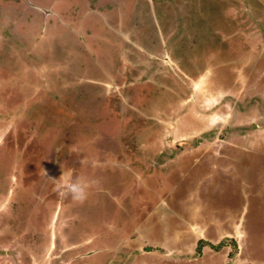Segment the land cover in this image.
Returning a JSON list of instances; mask_svg holds the SVG:
<instances>
[{
    "label": "rangeland",
    "instance_id": "obj_1",
    "mask_svg": "<svg viewBox=\"0 0 264 264\" xmlns=\"http://www.w3.org/2000/svg\"><path fill=\"white\" fill-rule=\"evenodd\" d=\"M25 1L0 0V264H264V0Z\"/></svg>",
    "mask_w": 264,
    "mask_h": 264
},
{
    "label": "clouds",
    "instance_id": "obj_2",
    "mask_svg": "<svg viewBox=\"0 0 264 264\" xmlns=\"http://www.w3.org/2000/svg\"><path fill=\"white\" fill-rule=\"evenodd\" d=\"M0 142H3V137L0 136ZM43 170V169H42ZM43 175L46 177L47 173L43 170ZM51 180L57 190L63 195L70 196L75 202H83L88 196V189L92 185V181H88L83 177H74L71 170L62 171L58 179Z\"/></svg>",
    "mask_w": 264,
    "mask_h": 264
},
{
    "label": "flooded vegetation",
    "instance_id": "obj_3",
    "mask_svg": "<svg viewBox=\"0 0 264 264\" xmlns=\"http://www.w3.org/2000/svg\"><path fill=\"white\" fill-rule=\"evenodd\" d=\"M22 1L24 2L25 0H22ZM25 2H26V1H25ZM146 7H147V11H146V15H145V16L148 17V18L150 19V16H151V8H152V7H150L148 3H147V6H146ZM89 11L92 12L91 9H89ZM115 12H116V11H115ZM120 13H121V12H120ZM153 13L155 14V12H153ZM155 18H156V17H155ZM118 19H119V18H118ZM79 20H80V19H79ZM109 28H110L111 31H113V34H111L113 38H116V40H117V38L119 39V38L122 37V34H118V35H117V30H114L113 27H112V28L109 27ZM108 30H109V29H108ZM115 31H116V32H115ZM129 32H130V31H129ZM124 33L127 34V32H124ZM120 35H121V36H120ZM113 38H112V39H113ZM146 38H147L149 41H153V40H155L156 38L158 39V36H157V37L154 36L152 39H150V38H148V37H146ZM158 40H159V39H158ZM147 45H148V44H147ZM149 49H152V48H149ZM133 83H134V86H135V85L139 84V81H134ZM181 144H183V143H181V142H180V143H176V144H175V148L178 147L177 149H180V145H181ZM102 234H104V232H103ZM200 241H201V240H200ZM202 242H203V241H202Z\"/></svg>",
    "mask_w": 264,
    "mask_h": 264
},
{
    "label": "trees",
    "instance_id": "obj_4",
    "mask_svg": "<svg viewBox=\"0 0 264 264\" xmlns=\"http://www.w3.org/2000/svg\"><path fill=\"white\" fill-rule=\"evenodd\" d=\"M201 243H203L202 240L200 241V245H199V247L201 246ZM198 250H199V249H198Z\"/></svg>",
    "mask_w": 264,
    "mask_h": 264
}]
</instances>
